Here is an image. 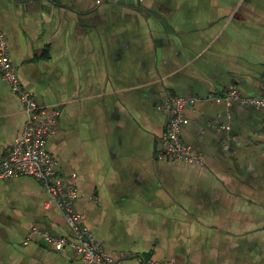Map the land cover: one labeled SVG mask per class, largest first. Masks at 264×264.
<instances>
[{"label":"crops","instance_id":"obj_1","mask_svg":"<svg viewBox=\"0 0 264 264\" xmlns=\"http://www.w3.org/2000/svg\"><path fill=\"white\" fill-rule=\"evenodd\" d=\"M23 87L60 111L47 147L75 208L123 264H264V108L208 100L264 93V0H0ZM167 95L188 105L199 163L161 160ZM0 72V162L26 125ZM228 126L229 128H226ZM42 184L0 180V264H84Z\"/></svg>","mask_w":264,"mask_h":264},{"label":"built area","instance_id":"obj_2","mask_svg":"<svg viewBox=\"0 0 264 264\" xmlns=\"http://www.w3.org/2000/svg\"><path fill=\"white\" fill-rule=\"evenodd\" d=\"M0 72L9 83L10 88L25 103L24 109L28 119L21 135L16 138L7 154L0 162V180L21 175L31 176L38 180L53 202L63 210L71 237H58L44 233L46 241L55 250H63L67 246L76 250L84 264H123L118 257L108 254L87 226L81 213L75 208L77 187L73 179L64 178L58 171V160L48 150L47 143L57 129L54 118L60 111L50 107V115L46 106L39 105L31 92L27 91L13 65L8 48V40L0 29ZM196 97L167 95L159 104V108L167 117L165 132L157 150L161 160H178L199 163L200 157L182 137V126L189 122L185 114L188 105L198 101ZM208 100L231 106L236 102L264 108V93L260 96H244L239 89L231 85L222 95H208ZM226 128H229L226 126ZM148 264H174L173 262L148 260Z\"/></svg>","mask_w":264,"mask_h":264}]
</instances>
